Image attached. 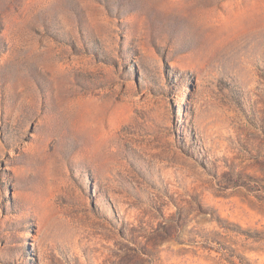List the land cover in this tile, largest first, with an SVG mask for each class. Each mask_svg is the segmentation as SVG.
Listing matches in <instances>:
<instances>
[{
    "label": "rangeland",
    "instance_id": "rangeland-1",
    "mask_svg": "<svg viewBox=\"0 0 264 264\" xmlns=\"http://www.w3.org/2000/svg\"><path fill=\"white\" fill-rule=\"evenodd\" d=\"M0 264H264V0H0Z\"/></svg>",
    "mask_w": 264,
    "mask_h": 264
}]
</instances>
